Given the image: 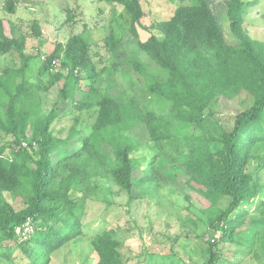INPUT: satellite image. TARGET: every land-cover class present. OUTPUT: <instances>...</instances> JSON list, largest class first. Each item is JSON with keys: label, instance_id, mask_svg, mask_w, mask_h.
<instances>
[{"label": "trees", "instance_id": "16d2710c", "mask_svg": "<svg viewBox=\"0 0 264 264\" xmlns=\"http://www.w3.org/2000/svg\"><path fill=\"white\" fill-rule=\"evenodd\" d=\"M106 1L124 7L131 17L130 32L138 38L137 26L145 16L140 0ZM225 1L226 10L215 7L213 0H181L169 19L153 25L160 35L137 39L138 48L158 67L151 71L138 58L131 61L146 82L143 96L116 94L100 86L91 43L82 34L58 43L42 59L38 81L33 83L38 91L58 88L57 100L71 103L75 122L65 138L52 129L57 106L43 115L19 106L33 84L27 76L30 61L43 54L24 52L23 39L6 30L0 18V54L17 52L22 60L19 67L0 68V130L10 136L0 145L1 257L12 263L13 249L18 247L29 254L25 264H48L52 253L80 238L84 206L98 190L99 180L127 191L130 201L136 198L138 156L142 181L159 183V174L165 172L162 182L178 189L183 175L180 182L187 190L179 191L191 206L202 212L216 207L209 226L220 236L208 240L205 264L218 261L215 246L220 242L264 243V192L259 193L264 185L254 187L247 170L254 158L264 162V42L253 39L244 27L252 1ZM5 7L14 12L16 3L7 0ZM34 32L40 35L38 26ZM226 32L237 43L228 42ZM104 41L111 52L120 44L113 29ZM55 59L61 67L52 71ZM43 75H48L45 83L39 81ZM83 76L90 80L85 86ZM241 94L251 97L252 104L235 116L231 129L222 126L214 135L206 121L214 116L218 99ZM92 108L95 120L84 127L80 113ZM140 125L148 132L146 143L130 134ZM24 140L29 146L19 148ZM18 191L28 197L19 209L7 197ZM258 197H262L256 208L260 216L249 218L248 206ZM224 199L229 200L226 207L220 206ZM28 220L34 232L20 240L16 228ZM27 243L34 245L32 251ZM91 244L98 255L96 264H125L116 229L101 231Z\"/></svg>", "mask_w": 264, "mask_h": 264}, {"label": "rangeland", "instance_id": "374dc122", "mask_svg": "<svg viewBox=\"0 0 264 264\" xmlns=\"http://www.w3.org/2000/svg\"><path fill=\"white\" fill-rule=\"evenodd\" d=\"M245 1H252L244 16L245 30L253 39L264 42V0ZM6 2L7 0H0V18L6 30L10 28L13 35L23 39L24 52L28 54L40 52L46 55L51 53L58 43L66 44L70 37L82 34L91 43L90 54L99 72L100 86H107L116 94L137 93L143 96L141 87L145 86L146 82L133 69L131 61L138 58L147 64L151 71H157L158 67L138 48L137 39L144 41L152 34L160 35L153 25L169 19L181 0H140L145 16L137 26L138 38L130 32L131 17L118 3L106 0H14L16 9L10 12L5 7ZM225 2V0H213L215 7L224 10H226ZM69 16L72 17L70 20ZM224 25L227 27L228 22L224 21ZM34 26H38L40 35H36ZM110 29H113L120 39L119 47L115 52L109 51L105 46L104 38ZM226 38L230 43H237L236 38L229 32H226ZM41 62L42 57L39 59L36 55L30 61L27 76L32 83L38 81L36 75ZM21 63L22 60L17 52L0 54V68L19 67ZM114 63L118 64L117 69L112 68ZM67 70L65 69L66 72ZM39 81L47 82L48 75H43ZM89 82L90 80L83 76L82 86ZM34 83L30 87V92L20 99L19 106L31 108L33 113L40 115L48 113L57 106L59 115L52 129L56 136L67 137L75 122L70 111L71 103L64 99L57 100L58 88H52L47 92L38 91ZM251 104L252 99L246 94L234 99L220 97L215 107V114L207 119L206 125L217 136L222 126L231 129L235 116ZM95 110L96 108L85 109L80 113L82 126L94 122ZM196 132L202 130L198 129ZM130 134L141 143L149 140L148 132L142 125L132 129ZM9 139L10 136L0 130V145ZM73 146H77V143L71 147ZM261 156H264V153ZM263 163V160L257 157L247 167L252 173L254 187L264 185ZM135 164L136 198L130 201L127 191H118L117 186L99 180L98 190L92 191L84 206L80 238L52 253L48 264H96L98 255L93 249L91 239L110 228L117 230L122 242L121 250L125 264L206 263L209 258L208 240L218 239L220 236V232L213 233L209 226L210 217L216 215V207L202 212L197 207L191 206L179 191V189L183 192L187 190L186 185L180 182L185 178L183 175H180L181 180L177 181L178 189L170 182H162L165 172L159 174L157 180L159 183H149L142 181L144 172L141 169L142 160L139 156ZM263 192L264 188L260 189V195ZM195 194L193 192L194 196ZM7 197L17 209L23 207L28 198L20 191L12 195L7 194ZM261 198H255L254 203L248 206L249 218L251 215L260 216L256 208ZM228 203L229 200L224 199L220 206L226 207ZM203 204L204 202L201 205L206 207ZM4 246H10L9 242H5ZM26 246L29 251L34 249L31 243H27ZM215 249L220 253L215 264H264L263 241H257L253 245L237 241L220 242ZM28 260L29 254L23 253L18 247L13 249L12 263L0 256V264H25Z\"/></svg>", "mask_w": 264, "mask_h": 264}, {"label": "built area", "instance_id": "2783aa9c", "mask_svg": "<svg viewBox=\"0 0 264 264\" xmlns=\"http://www.w3.org/2000/svg\"><path fill=\"white\" fill-rule=\"evenodd\" d=\"M45 55H42V59L45 60ZM61 67L60 61L58 59L53 60L52 71L59 70ZM35 144V142H33ZM28 141H22L18 147H28ZM16 232L21 240L28 239L30 235L34 232V226L31 223V220L26 221L23 225L16 228Z\"/></svg>", "mask_w": 264, "mask_h": 264}]
</instances>
